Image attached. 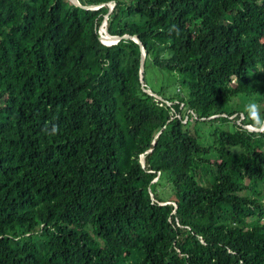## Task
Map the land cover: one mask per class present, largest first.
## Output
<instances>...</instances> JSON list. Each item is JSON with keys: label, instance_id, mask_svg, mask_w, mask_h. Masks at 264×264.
<instances>
[{"label": "trees", "instance_id": "trees-1", "mask_svg": "<svg viewBox=\"0 0 264 264\" xmlns=\"http://www.w3.org/2000/svg\"><path fill=\"white\" fill-rule=\"evenodd\" d=\"M78 1L0 0V264H264V0Z\"/></svg>", "mask_w": 264, "mask_h": 264}, {"label": "water", "instance_id": "water-1", "mask_svg": "<svg viewBox=\"0 0 264 264\" xmlns=\"http://www.w3.org/2000/svg\"><path fill=\"white\" fill-rule=\"evenodd\" d=\"M70 1L72 3H74V4H76V5H80V6H83V7L95 6V5H84V4H81L78 0H70ZM108 5H109V8H108V11H109V9L111 8V4H108ZM106 18H107V13L104 14V19H103L102 25L99 27V31H100L99 38L104 43L115 42L121 36L129 37V38H132L134 41H136L138 43L139 50H140L139 68H138L140 85H141L142 89L144 91H146L147 93L155 95L157 97H160L155 92L151 91L149 88L144 86L143 75H142L144 51H143V46H142L138 36L136 34H127V33H124L122 35L109 34L106 31V29H105ZM263 124H264V119L262 120V124L261 125H263ZM140 161H141V163H143V155H140Z\"/></svg>", "mask_w": 264, "mask_h": 264}, {"label": "rangeland", "instance_id": "rangeland-1", "mask_svg": "<svg viewBox=\"0 0 264 264\" xmlns=\"http://www.w3.org/2000/svg\"><path fill=\"white\" fill-rule=\"evenodd\" d=\"M108 4H111L108 2ZM176 74L168 73L165 70L158 69L151 64H148L145 68V81L151 89H156L160 84L164 86L165 92H170L174 88H177L175 82ZM248 128H253L251 125H246ZM160 189V187H159Z\"/></svg>", "mask_w": 264, "mask_h": 264}, {"label": "clouds", "instance_id": "clouds-1", "mask_svg": "<svg viewBox=\"0 0 264 264\" xmlns=\"http://www.w3.org/2000/svg\"><path fill=\"white\" fill-rule=\"evenodd\" d=\"M249 109H250V115L252 116V118L256 121V123H260V121L258 119L257 106L255 104H252L249 106Z\"/></svg>", "mask_w": 264, "mask_h": 264}]
</instances>
